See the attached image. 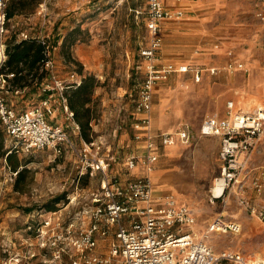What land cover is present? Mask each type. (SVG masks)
I'll return each instance as SVG.
<instances>
[{
	"label": "rangeland",
	"instance_id": "rangeland-1",
	"mask_svg": "<svg viewBox=\"0 0 264 264\" xmlns=\"http://www.w3.org/2000/svg\"><path fill=\"white\" fill-rule=\"evenodd\" d=\"M261 2L264 3V0H223L220 5L203 7L201 13L209 17L207 26L214 30L215 43L220 44L225 38L239 35V53L243 51L244 41L258 37L260 42L257 40V47L264 51V23L256 15L257 4ZM147 11L148 0H42L34 12L13 18L10 25L16 23V27L14 24L9 26L7 32V35L12 34L19 27L34 35L49 36L52 42L58 39L54 50V73L66 83L70 82L73 73L80 74V68L84 74L96 75L99 80L95 90L99 116L93 124L94 138L111 145V153L116 159L112 161L110 174L123 180L135 177L127 170L125 162L132 151L127 143L132 137L134 97L145 76V60L140 55V49L149 43ZM184 18L185 14L162 22L163 44L159 60L165 33L185 31L169 22L183 21ZM232 48L237 54L236 48ZM179 55L183 57L184 53ZM170 62L176 66L199 65L204 69L210 66L195 62ZM246 66L249 70L241 72L247 90L230 98L226 93L230 83L236 81L238 71L224 69L219 74H211L205 70L201 80L197 81L199 88L189 90L190 94L183 97L186 115L190 118L186 121L195 124L196 118L217 113L228 116V100L234 101L232 113L253 111L264 104V81L259 87L262 93V99H259L260 95L254 94L259 88L248 87V76L252 70L247 61ZM261 68L264 71L263 65ZM179 81L195 82V79L191 71H178L160 83L173 85ZM207 86H214V95L208 94L210 89H206ZM44 93L42 90L30 92V87H27L19 93L9 92L7 97L16 109L21 110L41 106L46 97ZM243 98L246 99L243 102L248 104L258 99L260 102L244 107L239 104ZM51 107L54 110L47 114L48 120L63 125L72 138L81 143L80 132L57 91L51 99ZM104 151L107 152L106 148ZM16 154L20 168L27 169L29 184L24 191L16 190L14 175L4 158L0 157V264H60L58 256L62 254L58 250L61 251L63 245L65 228L90 224L89 213L94 206L93 196L101 188V176L83 175L78 158L69 151L58 155L53 148L46 147L28 153L19 150ZM206 169L211 177L206 198L214 212L212 217L222 212L226 221L235 220L242 224L238 233L230 230L214 232L209 242L217 251L232 248L247 255L264 256V220L252 216L240 203L239 182L227 190L224 201H210V187L216 178L221 177V166L212 163ZM261 170H264V133L252 153L248 170L242 175L248 187L261 180ZM63 192L67 194L66 201L58 203L55 210H46V202ZM26 208L32 209L28 211ZM209 220H199L198 228L197 224L193 228L203 234ZM114 239L113 230L106 236L98 234V251L107 254ZM62 258H66L65 254Z\"/></svg>",
	"mask_w": 264,
	"mask_h": 264
},
{
	"label": "built area",
	"instance_id": "built-area-1",
	"mask_svg": "<svg viewBox=\"0 0 264 264\" xmlns=\"http://www.w3.org/2000/svg\"><path fill=\"white\" fill-rule=\"evenodd\" d=\"M5 6L6 0H0V62L6 58ZM147 13L149 43L140 49V55L145 60V76L134 97L133 139L138 145L125 162L129 171L141 166L143 172L133 178L123 180L110 174L112 161L116 157L103 141L94 138L88 142L81 137V143H77L63 125L48 120L47 114L54 110L51 99L56 91L73 120V112L69 110L64 91L73 83L79 84L82 79L78 73H73L68 83L59 79L54 73V55L48 50V45L44 67L49 74L42 84V91L47 95L41 106L16 109L6 96L9 93L8 83L5 75L0 73V120L11 148L16 152L22 150L28 153L51 147L58 155L69 151L78 158L83 175L101 176V188L93 196L94 206L89 213L90 224L65 228L63 245L58 253L65 254L66 258L59 255L60 264H264V256L247 255L232 248L217 251L209 242L214 232H240V223L226 221L222 215H218L211 220L204 233L199 234L193 229L197 216L190 206L179 203L173 194H155L151 172L159 158L160 148L177 141L190 143L193 139L188 123L181 124L175 131H153L150 112L155 86L176 71L192 70L194 79L200 81L202 68L162 64L159 60L158 54L163 44L161 24L167 19L180 17L183 12L168 8L164 0H148ZM256 15L264 23V5L257 4ZM21 36L27 38L30 33L22 31ZM40 37L45 43L44 36ZM229 55L230 59L224 67L226 71L247 70L244 62L233 57L232 51ZM219 70L216 67L209 68L212 74H217ZM13 75L8 74L10 77ZM228 107L230 110L233 108L232 101L228 102ZM73 124L80 132L74 120ZM263 133L264 104L249 112L230 111L228 116L213 114L203 119L200 134L221 138V177L216 178L210 188L212 201H224L227 190L237 182L240 191L244 192L242 175L248 170L251 155ZM10 171L15 179L17 172ZM241 176L242 180L239 179ZM219 179H224V186L217 194L215 187ZM254 187L259 194V201L256 203L243 194L240 203L252 216L264 220V170L261 180L254 182ZM112 230L115 239L109 244L108 253L102 254L98 251V234L106 236Z\"/></svg>",
	"mask_w": 264,
	"mask_h": 264
},
{
	"label": "crops",
	"instance_id": "crops-1",
	"mask_svg": "<svg viewBox=\"0 0 264 264\" xmlns=\"http://www.w3.org/2000/svg\"><path fill=\"white\" fill-rule=\"evenodd\" d=\"M164 1L168 8L181 10L183 14L180 17L185 14V18L183 21L169 22L170 25L180 26L184 28L185 31L181 33L175 31L172 34L165 33L163 51L161 52L160 59L161 62L165 63L170 61H184L188 63L195 62L198 64H209L210 66L206 69L199 65L195 66H199L202 68V75H204L205 70L209 71V68L213 67L220 69L217 73L219 74L222 70H224L226 63L230 59L229 52L232 51L233 57L235 59L244 62L245 65L247 61V63L251 67L252 71L248 76V78H250L248 87H261V84L264 81V78L262 77L264 71L263 68H261L262 65L264 66V51H261L257 47V40L260 42V39L258 37H255L246 42L242 40L244 41L243 51H240L239 53L237 49L238 47H240V44H238L240 43L239 35L238 37L234 35L232 36V38L223 39L220 42L221 45L219 43H215L214 30L210 29L207 26V24L209 23V17L204 16L201 13L203 7L208 5H220L223 0ZM260 4L264 5V3L262 2ZM232 47L236 48L237 54ZM180 52L184 53L183 57L179 55ZM248 70L249 69L247 68V70L244 71ZM189 71H191L193 74L192 70ZM237 71L236 81H232V84L229 82L230 89L226 93V96L228 98L234 97L237 94H244L247 90L246 83L242 81V69H237ZM198 85L199 84L196 80L195 82L179 81L173 85H171L170 83L159 82L155 86L153 106L150 112L152 118V129L155 132H158L160 130L175 131L183 123H188L191 127L193 139L190 143H182L181 141H177L175 144L162 146L160 148L159 158L151 172V177L156 195L160 196L167 193L173 194L177 198L179 203L187 204L192 208L197 216V222L194 224V226L197 224V228L200 224L199 220L204 221L211 218L208 222L209 224L211 220L216 217H212L214 214L212 206L211 204L207 203V186L211 183V177L206 168L212 163H214L218 167L222 165V161L219 157L221 138L215 135L200 134V126L205 117L196 118L195 124L186 121L190 118L186 115V109L184 103L182 102L183 97L190 94L189 90L191 91L199 88ZM205 88L210 89V91H208V94H210L211 96L214 95V86L210 88L207 86ZM260 90L261 88H259L254 94H259V99H262V93L259 92ZM228 94H230L231 96ZM259 99L255 102L253 101L251 104H248L247 102H243L244 100L246 101V99L243 98V100H241L239 104L247 107V105L251 106L253 104H258V102H260ZM225 100H227V98H225ZM229 101L233 102V107L234 101H227L228 111L232 112L233 108L230 110L228 107ZM95 122L96 121H94V123ZM133 132L134 130H132V137L128 140L127 143L128 146L132 147V151L138 145V143L133 139ZM100 141H103L105 143V140L100 139ZM107 147L108 149H111V145ZM130 172L136 176L143 172V168L141 166H138ZM246 186L247 185L245 183V190L244 192L240 191L239 195L241 196L244 194L246 197L257 203L259 201V194L256 188L254 187V185V188L251 186H247L246 188ZM210 201H212L211 198ZM218 215L223 214L221 212ZM193 229L197 231L196 227Z\"/></svg>",
	"mask_w": 264,
	"mask_h": 264
},
{
	"label": "trees",
	"instance_id": "trees-1",
	"mask_svg": "<svg viewBox=\"0 0 264 264\" xmlns=\"http://www.w3.org/2000/svg\"><path fill=\"white\" fill-rule=\"evenodd\" d=\"M41 2L42 0H6V33L4 38L6 58L0 62V73L6 77L9 92L16 93L17 89L21 92L27 87H30V92H37L42 90V84L47 80L49 72L44 67L47 58V45L48 50L54 55L58 39L52 42L49 36H44V43L40 35L32 33L25 38L21 36V32L26 30L19 27L12 34L7 35L9 26L16 25L15 23L10 25L13 18L34 12ZM79 72L82 75L81 82L79 84L73 83L64 91V95L70 111L73 112V120L79 125L81 137L90 142L94 139V121L99 116L98 99L95 97L99 80L93 73L84 74L81 68ZM10 73H14V75L8 76ZM8 140L0 120V157L4 158L6 165L12 171L17 172L13 184L14 188L18 191H24L29 184L27 169L20 168V160L16 151L11 148V143H7ZM66 196V192H63L53 197L46 202V210H55L58 203L66 201ZM26 209L30 211L32 208Z\"/></svg>",
	"mask_w": 264,
	"mask_h": 264
},
{
	"label": "bare ground",
	"instance_id": "bare-ground-1",
	"mask_svg": "<svg viewBox=\"0 0 264 264\" xmlns=\"http://www.w3.org/2000/svg\"><path fill=\"white\" fill-rule=\"evenodd\" d=\"M262 104H260L259 106H261ZM224 186V179H219L218 184L215 187V192L218 194L219 192H221L222 188Z\"/></svg>",
	"mask_w": 264,
	"mask_h": 264
}]
</instances>
